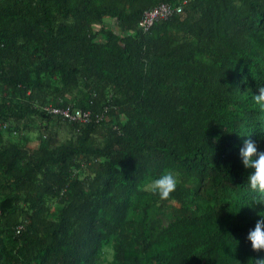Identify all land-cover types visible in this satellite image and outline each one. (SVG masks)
Instances as JSON below:
<instances>
[{"label":"trees","instance_id":"1","mask_svg":"<svg viewBox=\"0 0 264 264\" xmlns=\"http://www.w3.org/2000/svg\"><path fill=\"white\" fill-rule=\"evenodd\" d=\"M161 3L182 9L142 29ZM262 85L264 0H0V264H255L237 146L264 148Z\"/></svg>","mask_w":264,"mask_h":264},{"label":"clouds","instance_id":"2","mask_svg":"<svg viewBox=\"0 0 264 264\" xmlns=\"http://www.w3.org/2000/svg\"><path fill=\"white\" fill-rule=\"evenodd\" d=\"M256 99L264 101V85L259 87ZM237 148L240 161L243 167L248 170L245 177L248 188L258 193H264V148L259 147V138L253 139L251 136H246ZM180 179L181 174L178 169L164 168L158 175L150 178L147 187L152 192L158 193L162 199H166L172 196ZM254 201L264 203L262 199ZM242 205L253 206L252 202L241 204L240 207ZM258 213L254 226L250 227L246 234L250 247L257 251L264 249V213L259 211ZM236 240L238 242L237 238ZM255 264H264V257L257 258Z\"/></svg>","mask_w":264,"mask_h":264},{"label":"built area","instance_id":"3","mask_svg":"<svg viewBox=\"0 0 264 264\" xmlns=\"http://www.w3.org/2000/svg\"><path fill=\"white\" fill-rule=\"evenodd\" d=\"M181 9V5L173 7L167 3H161L158 6L145 11L139 22V25L142 29L146 30L154 23L155 20L167 18L174 12H180ZM41 108L48 113L59 115L69 122L86 123L91 120L92 115L91 111L89 110H82L80 108H60L52 104H46L41 106ZM96 118L101 119L102 115H97Z\"/></svg>","mask_w":264,"mask_h":264},{"label":"rangeland","instance_id":"4","mask_svg":"<svg viewBox=\"0 0 264 264\" xmlns=\"http://www.w3.org/2000/svg\"><path fill=\"white\" fill-rule=\"evenodd\" d=\"M105 22L107 24H112V26L114 25L111 21V19L106 18ZM115 26V25H114ZM45 124L46 122H39V121H35L31 126L33 128V130H27L25 129V131L22 132V136H20L21 140H27L28 144L33 147L36 144L39 143V133H45L46 129H45ZM51 129L53 131H55L57 133V139L59 142H64L66 140H68L69 138H71L73 135V131L71 129V126H69L68 124L65 123H58V122H53L51 125ZM8 134V133H7ZM13 139H18L19 136L17 135H12ZM111 250L110 248H105L104 250V254H103V264L105 263V261L109 260V256H111Z\"/></svg>","mask_w":264,"mask_h":264}]
</instances>
